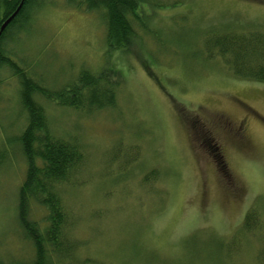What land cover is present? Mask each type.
Returning a JSON list of instances; mask_svg holds the SVG:
<instances>
[{
	"label": "rangeland",
	"instance_id": "rangeland-1",
	"mask_svg": "<svg viewBox=\"0 0 264 264\" xmlns=\"http://www.w3.org/2000/svg\"><path fill=\"white\" fill-rule=\"evenodd\" d=\"M39 3L9 46L42 87L60 91L106 58L123 78L116 107L91 114L36 96L54 134L80 144L87 161L76 181L54 188L76 252L60 259L48 249L51 264H264V223L260 233L242 230L253 208L264 221V83L208 60L202 44L214 32L264 30V0H142L129 53L109 47L101 12ZM25 117L19 81L4 69L2 264H32L37 255L18 216L27 164L16 137ZM243 118L246 141L226 123ZM153 171L156 180L144 186ZM49 215L31 200L30 219L42 232Z\"/></svg>",
	"mask_w": 264,
	"mask_h": 264
},
{
	"label": "trees",
	"instance_id": "trees-1",
	"mask_svg": "<svg viewBox=\"0 0 264 264\" xmlns=\"http://www.w3.org/2000/svg\"><path fill=\"white\" fill-rule=\"evenodd\" d=\"M141 1L66 0V3L78 10L101 12L109 47L129 53L136 46L137 40L139 41L133 18L137 17ZM21 2L22 0H0V31ZM40 5L39 0H25L16 18L2 31L0 72L6 68V64L16 68L11 70L19 81L21 108L27 121L25 129L16 139L28 164L19 194V222L26 236L35 242L37 255L32 264H51L48 255L51 252L48 249L52 251V255L61 257L60 259L70 258L76 252L75 242L70 241L69 231L68 234L66 232L69 228L68 216L63 209L60 195L54 188L62 183L70 184L79 178L84 154L78 143L66 141L54 134L45 109L36 96H44L53 102L59 100L64 107L91 114L116 105L123 78L115 66L105 68L97 75L82 70L73 82L60 91H54L42 87L27 69L17 68L7 56L5 42L15 32L29 25L32 11ZM203 41L208 58L219 56L237 77L264 83V30L214 32ZM217 144L211 146L213 156L219 148ZM2 163L0 160V165ZM154 175L156 171L147 174L142 184L149 186L156 180ZM31 200L38 201L50 213L51 227L46 232H42L36 223L29 220ZM253 220H260V215L254 208L248 212L242 230L251 231L249 222Z\"/></svg>",
	"mask_w": 264,
	"mask_h": 264
},
{
	"label": "bare ground",
	"instance_id": "bare-ground-1",
	"mask_svg": "<svg viewBox=\"0 0 264 264\" xmlns=\"http://www.w3.org/2000/svg\"><path fill=\"white\" fill-rule=\"evenodd\" d=\"M20 11V10H19ZM19 11L18 10H16L11 16H13V15H15L14 16V18L13 19H15L16 18V16L18 15V13H19ZM17 12V13H16ZM30 19H29V23H31V21H33V19H32V14L30 15V17H29ZM12 19V20H13ZM136 19H137V21H139V16H138V14H137V17H136ZM134 20V19H133ZM12 22V21H11ZM253 30H257V31H262L263 29H261V27L260 28H257V29H251V30H248V31H253ZM1 31H0V35H1ZM16 33L17 32H15L14 34H13V36L7 41V42H5V51L7 52V56H8V58H9V60L10 61H12L14 64H15V66L17 67V68H19V67H22V68H24L23 67V65L21 64V62H19L18 61V59L19 58H16V55H15V53L12 51V49H11V46H9V44L11 43V41L12 40H14L15 38H17L16 37ZM10 42V43H9ZM202 44H203V48H204V51H205V54H206V50H205V42L204 41H202ZM112 50H116V49H112ZM119 51V50H118ZM121 52V51H120ZM123 53H125V52H123ZM206 56H207V54H206ZM16 58V59H15ZM207 59L208 60H220L223 64H225V62L219 57V56H216V57H214V58H208V56H207ZM108 61H109V58H106V63H104V65L97 71V72H93V71H90L89 69H87V68H85V69H83V70H85V71H89L91 74H93V75H97V74H99L100 72H102V70H104L105 68H108L109 67V65H108ZM5 67L6 68H4V69H9L10 71H11V73H12V75H14V73L12 72V70L13 69H16V68H14L13 66H11V65H8V64H6L5 65ZM9 67V68H8ZM4 69L2 70V71H4ZM12 69V70H11ZM1 71V72H2ZM15 76V75H14ZM15 77H17V76H15ZM18 79V78H17ZM121 89L122 88H120L119 90H118V94H117V100H116V105H117V102H118V97H119V94H120V92H121ZM55 103H58V104H60V102H59V100L58 101H55ZM116 105L115 106H112V107H108V108H105V109H102V110H108V109H113V108H115L116 107ZM102 110H99V111H102ZM24 116H25V114H24ZM26 125H27V123H26ZM19 136V135H18ZM17 136V137H18ZM17 137H16V139H17ZM61 139H64V138H61ZM64 140H66V139H64ZM67 141V140H66ZM68 141H70V140H68ZM75 142V141H74ZM120 146H123V149H122V151L123 152H126V148L128 147V145H123L122 143H120L119 144ZM79 146H80V144H79ZM19 148L21 149V147L19 146ZM80 149H81V146H80ZM81 151H82V153L84 154V163H83V168L85 167V164H86V155H85V152L81 149ZM21 152H22V149H21ZM1 155H4V154H1ZM22 155H23V153H22ZM23 157H24V155H23ZM24 159H25V157H24ZM25 162H26V164H27V161H26V159H25ZM27 169H28V164H27ZM83 170V169H82ZM60 201H61V203H63L62 202V199H60ZM256 211V213L257 214H259L260 215V211L259 210H255ZM67 214V216H68V213H66ZM29 220L30 221H32L33 222V220H31L30 219V213H29ZM34 223H36V222H34ZM264 223V221H258V220H253L252 222H249V226H250V228L249 229H251V231H247V233L248 234H254L255 232L256 233H260L261 232V230H262V224ZM67 225H68V227H69V229L71 228V226H72V224H69V216H68V223H67ZM262 251H264V249H262Z\"/></svg>",
	"mask_w": 264,
	"mask_h": 264
},
{
	"label": "flooded vegetation",
	"instance_id": "flooded-vegetation-1",
	"mask_svg": "<svg viewBox=\"0 0 264 264\" xmlns=\"http://www.w3.org/2000/svg\"><path fill=\"white\" fill-rule=\"evenodd\" d=\"M259 120L264 123V120L259 118ZM227 127L232 129L235 132V135L238 136L243 141H246L247 133V120L246 118L241 119L239 122L237 120L227 119ZM245 139V140H244Z\"/></svg>",
	"mask_w": 264,
	"mask_h": 264
},
{
	"label": "water",
	"instance_id": "water-1",
	"mask_svg": "<svg viewBox=\"0 0 264 264\" xmlns=\"http://www.w3.org/2000/svg\"><path fill=\"white\" fill-rule=\"evenodd\" d=\"M24 1L25 0H22V2L20 3V5H19V7H18V11L21 9V7L23 6V4H24ZM17 13V12H16ZM14 16L15 15H13V16H11L5 23H4V25L2 26V28H1V32L4 30V28L12 21V19L14 18Z\"/></svg>",
	"mask_w": 264,
	"mask_h": 264
}]
</instances>
